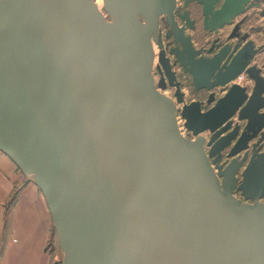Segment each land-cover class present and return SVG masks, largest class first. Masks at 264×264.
I'll use <instances>...</instances> for the list:
<instances>
[{"label":"water","instance_id":"water-1","mask_svg":"<svg viewBox=\"0 0 264 264\" xmlns=\"http://www.w3.org/2000/svg\"><path fill=\"white\" fill-rule=\"evenodd\" d=\"M190 1L218 33L253 0H103L107 16L94 0H0V150L45 198L61 264H264V151L241 172L244 201L232 193L264 125V78L238 24L194 45ZM176 63L209 108L185 102ZM242 72L250 94L228 86Z\"/></svg>","mask_w":264,"mask_h":264},{"label":"crops","instance_id":"crops-1","mask_svg":"<svg viewBox=\"0 0 264 264\" xmlns=\"http://www.w3.org/2000/svg\"><path fill=\"white\" fill-rule=\"evenodd\" d=\"M52 234L41 191L0 150V264H51Z\"/></svg>","mask_w":264,"mask_h":264},{"label":"rangeland","instance_id":"rangeland-1","mask_svg":"<svg viewBox=\"0 0 264 264\" xmlns=\"http://www.w3.org/2000/svg\"><path fill=\"white\" fill-rule=\"evenodd\" d=\"M260 1L262 2L261 6L251 7L248 10H246V12L241 13L239 15V17L241 15H244V14L249 15V17L247 18V21H245V24H244L245 27H247V25L263 27L259 33H254V34H252V36L255 38V40L258 43H262L264 45V0H260ZM182 3H183V0H177L178 7H179V5H182ZM190 10L192 11L193 15L196 16L197 23H196V28L192 32H190V31L189 32L191 33V37L193 39L194 45L196 47H199L201 45H205L206 43H208L210 41V39L213 38L218 33L206 32L204 29H202L200 8L195 2L190 4ZM101 11L103 13H105V15L107 16V13L104 11L103 5H101ZM229 28H230V24L222 26L219 29V35L223 34L224 36H226V33L228 32ZM257 60L259 62H262V61L264 62V52H261V54L258 55ZM173 69H175L178 80L180 81V90L183 91V93H184V99H185L186 103L193 101V100H205L207 98L209 91L208 90L207 91L196 90L192 84L191 76L188 73H185L182 70V68L179 66V64L174 65ZM155 73H156L155 68H153L154 76H155ZM155 77L158 78V75ZM232 83L248 84L247 75L246 74H240L230 84H232ZM230 84H228V85H230ZM249 84L252 85V82H250ZM218 89H221V88H218ZM218 89H216L217 92H218ZM159 90L162 91L161 89H159ZM174 91H175V89L173 87L167 86V89L163 90L162 92L165 93L166 95L170 96V95H173ZM217 94L220 95L221 93L218 92ZM170 97L173 98L172 96H170ZM178 106L181 107V104H179ZM209 106H210L209 104H206L205 106L202 105V108L206 109ZM178 119H179V124H181V125L184 124L183 122L185 120L181 117V115L179 113H177V120ZM236 119H237L236 115L233 116V120H236ZM183 127H184V130H182V131H183V134L186 135L185 137L194 138L193 137L194 134L192 133V131L188 130L184 125H183ZM204 134L206 136H208L209 132L204 131ZM28 177L30 180H32L30 176H28ZM51 242H52V245H51L52 247L50 250L51 264H61L63 254H62V251L60 250L57 235H56L54 227H53V234H52V241Z\"/></svg>","mask_w":264,"mask_h":264},{"label":"flooded vegetation","instance_id":"flooded-vegetation-1","mask_svg":"<svg viewBox=\"0 0 264 264\" xmlns=\"http://www.w3.org/2000/svg\"><path fill=\"white\" fill-rule=\"evenodd\" d=\"M193 2H195V1H190L189 3H188V6H187V8H188V10H189V14H190V17L194 20V29L196 28V23H197V18H196V16H194L193 15V13H192V11L190 10V4L191 3H193ZM183 3H184V0H183ZM183 3H182V5H179V7H178V5H177V7L179 8V10L181 11L182 10V7H183ZM198 6H199V8H200V16H201V23H202V29H204L203 28V15H202V11H201V5L199 4V3H197V2H195ZM261 1L260 0H253L252 1V5H250V6H247L246 7V9L242 12V13H244V12H246V10H248L249 8H251V7H254V6H261ZM217 7V6H216ZM240 15V14H239ZM239 15H237L234 19H232V21H231V23H229L230 24V28H229V30H228V32L226 33V35L228 34V33H230L231 32V30L233 29V27L236 25V24H238L239 26H238V32H239V37H241V36H244L245 38L241 41V45L242 44H244L245 42H247V41H251L252 42V48H251V50H253V52H252V56H251V59H250V62H249V65H254L256 68H258L259 69V73H260V75L264 78V62L262 61V62H259L258 60H257V57H258V55H260L261 54V52H264V45L262 44V43H258L256 40H255V38L252 36V34H254V33H259L260 31H261V29L263 28V27H261V26H253V25H247V27H245V21H247V18L249 17V15L248 14H244V15H241L240 17H239ZM159 23H160V31H161V35L164 33L165 34V32H166V29H167V27H166V25H165V21L164 20H160L159 21ZM229 24H226V25H229ZM194 29H192V30H190V29H187L186 30V33H189L190 34V36H191V33L190 32H192ZM205 30V29H204ZM190 31V32H189ZM206 32H209L208 30H205ZM223 35V34H222ZM222 35H219V32H218V34H216L213 38H211L210 39V41L208 42V43H206L205 45H201V46H199V47H205V48H208V47H210L211 46V44H212V42H213V40L214 39H216V38H218L219 40H223L226 36H222ZM191 39H192V37H191ZM239 41L240 39L238 38V37H236V38H234L233 39V41L235 42V41ZM163 41H164V43L165 42H167L166 40H164L163 39ZM192 41H193V39H192ZM194 43V42H193ZM157 54V53H156ZM176 64H178V63H176ZM175 64V65H176ZM180 66V65H179ZM174 71H175V69H173ZM155 76H159V72L157 71V69H156V67H155ZM243 74H246L245 72H243ZM247 75V74H246ZM176 76H177V74H176ZM177 80H178V77H177ZM247 80H248V84H239V83H237V84H239V85H241V86H245L246 87V91H247V93L248 94H250L251 93V90H252V87H253V85H254V81L247 75ZM179 81V80H178ZM252 82V85L251 84H249L250 82ZM250 86V87H249ZM167 89V88H166ZM216 89H218V88H215V89H213L212 91L214 92V100H216L217 98H219V97H221L225 92H226V89H218V92H220L221 94L219 95V94H217L218 92H217V90ZM201 90H205V91H207L206 89H201ZM216 90V91H215ZM210 92V91H209ZM263 95H264V93H263ZM170 96H172L173 97V99H174V96L173 95H170ZM207 98H208V96H207ZM207 98L205 99V100H200V101H202L203 102V105L205 106L206 105V100H207ZM185 100V99H184ZM214 103V101L211 103V104H209L210 106L212 105ZM209 106V107H210ZM209 107H207V108H209ZM206 108V109H207ZM203 109V108H202ZM203 110H205V109H203ZM260 111H264V107L263 108H261L260 109ZM239 125H240V132L243 130V127H244V125H245V123H244V120L243 121H239ZM239 136V135H238ZM235 141V140H234ZM234 141L232 142V144L234 143ZM256 143V144H255ZM231 144V145H232ZM255 144V145H254ZM229 148L230 147H228V148H225L224 150H223V152H222V158H221V160H220V162H219V166H221V168H224L228 163H229V161H230V159H231V157H227L226 155H227V152H228V150H229ZM257 149V152L259 153V152H262V151H264V125H263V127L260 129V131H259V133H257V135L255 136V137H253L249 142H248V148L246 149L247 150V154H246V158H245V161L243 162V164H242V166L239 168V170L236 172V185L238 186L239 185V183H240V181H241V179H242V175H241V172H242V170H243V168L245 167V164L246 163H248L249 162V160L251 159V157L253 156V153L255 152V150ZM243 153L244 152H242L241 153V155H243ZM210 160L212 161L213 160V157H210ZM215 167V166H214ZM215 170H216V168H215ZM220 177V179H221V176H219ZM236 185H235V189L233 190V194L234 195H236L235 197L237 198V199H239L240 201H244V198H243V196H242V194H241V192H240V190H238L237 189V187H236ZM263 202H264V198H263Z\"/></svg>","mask_w":264,"mask_h":264},{"label":"bare ground","instance_id":"bare-ground-1","mask_svg":"<svg viewBox=\"0 0 264 264\" xmlns=\"http://www.w3.org/2000/svg\"><path fill=\"white\" fill-rule=\"evenodd\" d=\"M95 1V3H96V5L98 6V8L101 10V5H103V0H94ZM105 14V13H104ZM162 19V18H161ZM160 19V20H161ZM159 27H160V23H159ZM162 39H164V34H162ZM152 46H153V51H154V59H153V68H155L156 67V64H157V62H158V59H157V54H158V52H159V48H158V46H157V44H156V42L155 41H152ZM158 51V52H157ZM157 53V54H156ZM157 60V61H156ZM172 61V60H171ZM152 74H153V70H152ZM240 74H243V72L242 73H240ZM239 74V75H240ZM239 75H237L236 76V78L239 76ZM153 76H154V74H153ZM154 78H155V82L158 80V78H159V76H158V78H156L155 76H154ZM235 78V79H236ZM235 79H233L231 82H233ZM230 82V83H231ZM229 83V84H230ZM231 85V84H230ZM229 86V85H228ZM216 88H219V87H216ZM158 90H159V88H158ZM165 90V89H164ZM160 91V90H159ZM163 91V90H162ZM161 91V92H162ZM163 93V92H162ZM165 94V93H164ZM166 95V94H165ZM168 96V95H167ZM177 108H178V105H177ZM177 113H179V112H177ZM176 118H177V114H176ZM177 122H178V124H179V119L177 120ZM184 123V122H183ZM244 123H245V120H244ZM179 128H180V133H181V135L182 136H184L185 137V135L183 134V131L182 130H184V127H183V124L181 125V124H179ZM203 134H204V132H203ZM205 135V134H204ZM193 137H195V136H193ZM188 138V137H187ZM190 139H193V138H190ZM207 139H208V136H207ZM205 151L207 152V148L205 147ZM215 172H216V170H215ZM236 187H237V185H236ZM234 195V194H233ZM234 196H236V195H234ZM237 197V196H236ZM262 201H263V198L261 199Z\"/></svg>","mask_w":264,"mask_h":264},{"label":"built area","instance_id":"built-area-1","mask_svg":"<svg viewBox=\"0 0 264 264\" xmlns=\"http://www.w3.org/2000/svg\"><path fill=\"white\" fill-rule=\"evenodd\" d=\"M177 125H178V129H179V132H180V128H179V124H178V122H177ZM184 125V124H183ZM181 134V133H180ZM186 136V135H185Z\"/></svg>","mask_w":264,"mask_h":264}]
</instances>
